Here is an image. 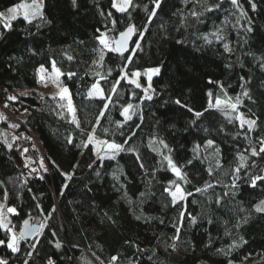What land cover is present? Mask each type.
Wrapping results in <instances>:
<instances>
[{
	"label": "trees",
	"instance_id": "1",
	"mask_svg": "<svg viewBox=\"0 0 264 264\" xmlns=\"http://www.w3.org/2000/svg\"><path fill=\"white\" fill-rule=\"evenodd\" d=\"M18 1L0 0V11ZM129 25L130 50L103 49L101 60L97 37L116 38ZM53 63L74 112L60 95L13 91L36 85L40 67ZM153 66L151 95L125 76ZM96 82L104 97L89 96ZM0 89V103L26 112L18 130L38 133L47 163L32 173L23 164L34 157L26 138L10 146L0 137V195L15 207L18 237L13 251L0 227L6 264H242L245 256L264 264V212L256 211L264 181L252 185L264 176V0H132L125 13L112 0H44L31 23L0 20ZM237 97L235 111L209 108ZM239 112L254 118L251 130ZM92 131L121 150L93 158ZM175 185L185 198L173 203ZM29 219L44 227L21 237Z\"/></svg>",
	"mask_w": 264,
	"mask_h": 264
},
{
	"label": "rangeland",
	"instance_id": "2",
	"mask_svg": "<svg viewBox=\"0 0 264 264\" xmlns=\"http://www.w3.org/2000/svg\"><path fill=\"white\" fill-rule=\"evenodd\" d=\"M20 2H22V0L14 3L10 6L5 7L4 9H2L0 11V13H4L5 17H7L9 15L7 9L15 6L17 3H20ZM26 2L30 3L31 0H26ZM41 2L43 5V7L41 9L42 15H43L44 0H41ZM118 2H119V0H118ZM18 17H23V16L20 15ZM39 17H37V18H39ZM40 69H41V67H40ZM40 69L38 72V83L36 85L31 86V87H25V88H14L13 91L18 95H35V96L44 97L46 95H60V96H62L61 95V89L67 88V90H68L67 94L63 96V98H64L63 104L68 108V104H69V100H70L71 105L73 107L71 90L67 85H65L63 82H61V79H60L61 72H60L59 68L55 65V69H58L59 73H60L59 79H58V83L60 84V88H57L56 84L52 82V76L54 74L53 67L51 69L43 67L44 71H40ZM149 69H160V68H159V66H153V67H147V68H144L141 70H134V71L125 73V76L127 77L128 80H130V81L135 80L136 84L143 86L144 89H148V91L146 92L147 95H151L153 92L152 77H153V75L157 74L156 72H149L148 71ZM136 72L140 73V75L134 76L133 73H136ZM41 77H43V79H41ZM149 77H151V79H149ZM94 85H96L97 88L94 89L93 86L90 88L89 92H93V95L91 97H104L105 92H104L102 86L100 85V83L96 82V83H94ZM220 101H221L220 106L226 107V106L231 105L230 102L226 101L225 99H220ZM126 108H128V106L124 108L123 114L125 117H128V116H130V112H131L132 107L129 108L127 112H125ZM240 114H243L244 118H246V119L254 120V118L250 115H247L243 112H239L238 116ZM0 115H2L4 117L3 120L7 122L8 127H9V128L0 127V137L10 146H12V143L15 141L13 138V136H15L14 133H18L19 136L26 138V140L31 144V147H33L32 152H33L34 157L29 159L28 156H26L25 158H23L24 159L23 162L26 163V161H28L26 166H27L28 170L31 171L32 173H38V172L45 171L47 169L45 151L43 150V146H42V143H41V140H40L38 133L32 129L30 131H28L27 133L26 132H20L18 130V129H20L21 121H23L24 118L26 117V112L14 113V112L10 111L5 106L4 103H0ZM1 124H2V122H0V125ZM12 125H18V127H12ZM91 134L93 136V142H92L93 152L91 153V156L93 158L102 157V156H106V155H115L117 153V152H114L113 150L107 149L105 145H98L96 143V141H106V140L104 138L96 135L93 131ZM108 143H113V142H108ZM12 156L17 159V154L15 153L14 150H12ZM79 160L85 161V153H82L80 155ZM41 165H43V166H41ZM176 186L177 185H175L174 189L171 190V192H174L176 190ZM178 186L180 187V185H178ZM180 189H181V187H180ZM259 203L260 202H258L256 205H258ZM9 208H15V207L13 205H8V209ZM0 213L3 214L4 223L8 225V223H9L8 216L9 215H8V210H7V203H6L4 196H2V195H0ZM40 224H42V222H40ZM90 255L91 254L88 251H86L84 254V256H86V257L87 256L89 257ZM256 259H258V256H254V257L245 256L242 264H253ZM196 264H216V263L213 262L212 260L208 259V258H202Z\"/></svg>",
	"mask_w": 264,
	"mask_h": 264
},
{
	"label": "snow or ice",
	"instance_id": "3",
	"mask_svg": "<svg viewBox=\"0 0 264 264\" xmlns=\"http://www.w3.org/2000/svg\"><path fill=\"white\" fill-rule=\"evenodd\" d=\"M73 3H75V0H73ZM154 3H156V7H159V0H154ZM232 3L235 5L237 3V0H232ZM131 5H132V0H119V2H118V0H112V7L121 13L127 12ZM42 7H43V5H42L41 0H31L30 3L26 2V0H22V2L17 3L15 6L7 9L8 13H9V15L7 17H5L4 13H0V20L4 21V27H9L10 21L15 20L18 18V16L22 15L25 20H27L29 23H31L32 20L36 19L39 16H42V11H41ZM252 7L254 9L255 4H253ZM151 15H155V11H153L151 13ZM193 15H196V13H193ZM113 24H115V21H113ZM134 32H135V27L133 25H129L125 31L119 33L118 39H115V38L110 39L107 37V33H101L97 37L100 45H102L100 59L103 60V58H104L103 49H109L110 51L123 54V52L127 50L126 46H127L128 40L133 35ZM224 47L226 50H229L227 44H225ZM69 59H71V57H69ZM53 69H54V74L52 76V82L56 84L57 88H60V84L58 83L60 73H59L58 69H55L54 63H53ZM40 71H44L43 66H41ZM148 71L158 73L159 69H149ZM71 75H74V74H69V76H71ZM133 75L139 76L140 73L136 72V73H133ZM41 79H43V77H41ZM149 79H151V77H149ZM130 82L133 84H136L135 80H132ZM136 86L140 87L139 84H136ZM93 88L96 89L97 86L93 85ZM67 91H68L67 88L61 89L62 98L64 95L67 94ZM147 91H148V89H145V92H147ZM92 95H93V92H89V96H92ZM209 95L211 96V93H209ZM243 95L247 96L248 92L245 91L243 93ZM16 99H17V97L14 95L8 97V100L14 101ZM148 99H151V97L149 96ZM176 103L179 104L180 101L177 100ZM239 103H240V100H239V97H237V102L234 104H231L230 108L233 111H235L237 109V105ZM220 105H221V101L219 99H216L215 105L210 103L209 108H211L213 106L219 107ZM5 106L7 107V103L5 104ZM131 107H132V105H128V108L125 109V112H127L128 109ZM68 109L70 112H74V109L71 105L70 100H69V104H68ZM195 115L197 117H199L202 115V113L197 112ZM3 118L4 117L2 115H0V119H3ZM127 118L131 119V116H128ZM237 119L239 120L241 127L247 125L249 130H251L256 124L255 120L246 119V118H244L243 114H240L239 116H237ZM73 123H76V126L79 127V122L76 121L74 115H73ZM12 127H18V125H12ZM105 131H107V130H105ZM88 142L89 143L93 142L92 134H89ZM96 143L98 145H105L107 149L113 150L114 152H118L121 150V146L117 145L115 143H108L107 141H96ZM161 143H163V142H161ZM212 143H213V141H211V140L208 141L209 145H211ZM262 144H264V141H262ZM85 146H87V145H85ZM165 147H166V145H165ZM260 152H264V147L260 148ZM252 154L258 155V153L255 149L252 150ZM165 159L168 161V165L172 169V171L178 177H182V173H181L180 169L173 163L171 157H165ZM240 159H241V161H243L244 157L241 156ZM41 166H43V165H41ZM236 171L238 172L239 168H237ZM256 181H264V176H259V175L255 176L252 180L253 186H255ZM206 187H211V185H207ZM197 191H201V189H197ZM171 195L173 198V203H176L178 199L183 200L185 198V194L182 192V190L180 189V187L178 185L176 186V190L174 192H172ZM225 195H227V193H225ZM219 202H220V200L218 199L217 203H219ZM8 211L9 212H15L16 210H15V208H9ZM256 211L257 212H264V201H261L258 205H256ZM137 219H139V217H137ZM193 222H195L194 218H193ZM24 224L26 226V231L29 234L39 233L40 230L44 227V224H40L38 226H29L28 220H25ZM0 227L7 228V224L4 223L2 213H0ZM177 231H179V229H177ZM25 234H26V232L24 230H22L20 236L23 237ZM174 239H178V236L174 237ZM241 239H243V238H241ZM16 240H17V237L15 235H13L11 241L8 242V247L11 248L13 251L18 250L16 247ZM2 243H4V241H0V244H2ZM59 246L60 245L57 244V247H59ZM173 247H175V245H173ZM116 259H117L116 257H112V260H116ZM0 264H6V262L0 261ZM48 264H54V262L49 260ZM229 264H231V261L229 262Z\"/></svg>",
	"mask_w": 264,
	"mask_h": 264
},
{
	"label": "crops",
	"instance_id": "4",
	"mask_svg": "<svg viewBox=\"0 0 264 264\" xmlns=\"http://www.w3.org/2000/svg\"><path fill=\"white\" fill-rule=\"evenodd\" d=\"M3 109H4V108H3ZM0 122H2V124L0 125V127L9 128V127H8V124H7L6 121H4L3 119H1ZM15 131H16V130H15ZM14 134H15V136H13V138H14V139H17V138L19 137V134H18V133H14ZM24 158H25V157H24ZM28 158L31 159V157H29V156H28ZM23 160H24V159H23ZM27 162H28V161H26V163L23 162V164L26 165ZM7 210H8V207H7ZM8 215H9V216H8V218H9V223H8V225H7V228H8L9 233H10V241H11L12 236L15 235V236L17 237V234L15 233L14 228H13V226H12V223H11V216H10V212H9V211H8ZM13 233H14V234H13ZM17 240H18V237H17ZM10 241H9V242H10ZM16 245H17V244H16Z\"/></svg>",
	"mask_w": 264,
	"mask_h": 264
},
{
	"label": "water",
	"instance_id": "5",
	"mask_svg": "<svg viewBox=\"0 0 264 264\" xmlns=\"http://www.w3.org/2000/svg\"><path fill=\"white\" fill-rule=\"evenodd\" d=\"M125 30H123V31H125ZM118 38H119V34H118V36L115 39H118ZM132 40H133V35L129 38L128 43H127V46H126V49L127 50L124 51L123 53L127 52L128 50H130V47H131V44H132ZM28 221H29V226H38V225H40V223H36L32 219H29ZM22 230H24L26 232L25 236H31V235H33V234L27 233L25 224L23 225Z\"/></svg>",
	"mask_w": 264,
	"mask_h": 264
},
{
	"label": "bare ground",
	"instance_id": "6",
	"mask_svg": "<svg viewBox=\"0 0 264 264\" xmlns=\"http://www.w3.org/2000/svg\"><path fill=\"white\" fill-rule=\"evenodd\" d=\"M0 260L4 261V254L3 253H0Z\"/></svg>",
	"mask_w": 264,
	"mask_h": 264
},
{
	"label": "built area",
	"instance_id": "7",
	"mask_svg": "<svg viewBox=\"0 0 264 264\" xmlns=\"http://www.w3.org/2000/svg\"><path fill=\"white\" fill-rule=\"evenodd\" d=\"M6 259V256L4 255V260Z\"/></svg>",
	"mask_w": 264,
	"mask_h": 264
}]
</instances>
